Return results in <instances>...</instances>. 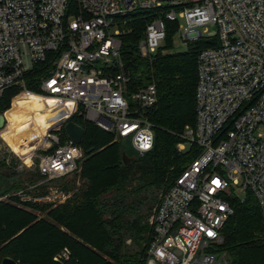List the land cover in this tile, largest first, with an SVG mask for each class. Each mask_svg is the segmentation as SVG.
I'll list each match as a JSON object with an SVG mask.
<instances>
[{
  "label": "built area",
  "instance_id": "built-area-1",
  "mask_svg": "<svg viewBox=\"0 0 264 264\" xmlns=\"http://www.w3.org/2000/svg\"><path fill=\"white\" fill-rule=\"evenodd\" d=\"M74 1L0 0V98L19 88L25 99L67 103L74 109L70 116L79 115L119 143L129 141L128 156L143 157L155 146L148 110L157 104L158 91L155 84L131 88L129 78L114 71L123 68L126 18L139 9L154 11L138 43L143 58L163 48L166 21L185 22L178 29L187 45L215 41L198 53L196 124L182 135L197 157L162 195L141 264H225L217 249L234 214L232 202L251 193L264 218V0ZM209 24L217 27L215 38L201 29ZM38 65L45 72L35 94L25 76ZM12 108L0 114V158L23 175V186L0 202L64 204L71 197L67 181L84 159L81 144L66 130L64 139L62 126L56 127L41 134L26 164L6 140L13 134L14 121L7 117ZM178 150L185 153L186 145ZM69 256L65 249L54 261Z\"/></svg>",
  "mask_w": 264,
  "mask_h": 264
},
{
  "label": "trees",
  "instance_id": "trees-1",
  "mask_svg": "<svg viewBox=\"0 0 264 264\" xmlns=\"http://www.w3.org/2000/svg\"><path fill=\"white\" fill-rule=\"evenodd\" d=\"M72 2L75 6V1ZM153 13L139 9L126 18L130 32L120 38L123 68L114 69L129 78L131 88L149 84L157 87V104L148 110L155 129V146L143 157L124 163V150L114 142V135L77 114L70 116L74 109L67 103L25 99L19 88L7 90L0 98V114L12 107L14 110L24 105L30 107L31 113L19 129L26 130L32 124L34 131L47 132L62 126L66 139V123L80 125L84 129L82 170L88 179L85 188L65 204L51 209L49 216L53 221H36L31 212L21 208L47 210L51 208L49 205L20 206L16 198L0 202V264L5 258L18 264H141L146 258L152 241L148 222L152 207L145 209L144 195L165 192L197 157L195 148L180 153L178 144L183 141L185 128L196 124L198 53L216 44L200 39L190 43L185 53L163 54V50L171 48L172 35L179 25L166 21L165 48L152 58H143L138 43ZM44 72L43 66L38 65L26 74L28 90L40 92L39 80ZM44 111L48 112L45 121ZM0 172L10 180L23 177L1 158ZM22 186V180L14 181L0 195ZM232 206L234 214L222 229L219 250L230 255V264H264V218L258 202L248 193L245 200H235ZM128 240L132 241L131 246L126 245ZM64 248L70 250L69 258L55 262V255Z\"/></svg>",
  "mask_w": 264,
  "mask_h": 264
},
{
  "label": "rangeland",
  "instance_id": "rangeland-1",
  "mask_svg": "<svg viewBox=\"0 0 264 264\" xmlns=\"http://www.w3.org/2000/svg\"><path fill=\"white\" fill-rule=\"evenodd\" d=\"M181 24L184 25L185 22L180 20L179 21V26ZM201 29H202L205 37H207V38H215L217 36V27L215 25H213V24L206 25V26H204ZM181 36H182V31L177 29L176 32L172 35V46H171V48H169V49L166 48V50L164 51L163 54L173 55V54H180V53L187 52L188 51V45L185 42L182 41ZM165 46H166V42L164 43L163 48H165ZM46 102L47 103H51V104L52 103L56 104V103H54V101H52L50 99H46ZM190 127H192V126H190ZM181 139L183 141L181 143H179L178 145L185 144L186 145V150H187L185 153H188L190 151L189 150L190 148L186 144L187 140L183 136H181ZM114 142L119 143L118 141H116V139H114ZM119 144L121 145V148L124 150V152H126L128 155H132L133 154V150H132V147H131V144H130L129 141H122ZM4 154H5L4 152L0 153V155H2V156H4ZM84 159H85V156H84ZM82 164H83V161L81 162L79 171L72 178H70L67 181L66 188L71 193V197L70 198H72V196L75 193H77L81 189L85 188L86 185L88 184V179L84 178V176H83ZM20 180H22V177L21 178L18 177V178H15L14 180H10V179L6 178L3 175V173L0 172V192L5 190L14 181H20ZM163 194H164V192H162V193H153V192H151V193H149L147 195H144V197H146V199L144 198L145 209H148L149 207H152V212L149 213V220H148L150 226H151V224H150L151 217L154 214V211H155L156 207L158 206V204L160 202V199H161ZM1 196H3V195H0V197ZM109 197H111V196H109ZM2 203H8V202H2ZM60 205H63V204H60ZM60 205H49L51 208L47 209V210H40V209L29 208V207H26V208L25 207H21V208H24L25 210L31 212L36 217V221L43 220V219H46V220H49V221H53V219L49 216V212L51 211V209H54V208H56V207H58ZM62 230H64V229H62ZM132 244L133 243H132L131 240H128L126 242V245H128V246H131ZM65 249H67L69 251V253H70V250L68 248H64L63 250L58 252L55 255V257L57 255H59ZM217 251L225 259V262H226L225 264H230V262H231L230 255L227 254L226 252L220 251L219 247H218Z\"/></svg>",
  "mask_w": 264,
  "mask_h": 264
},
{
  "label": "bare ground",
  "instance_id": "bare-ground-1",
  "mask_svg": "<svg viewBox=\"0 0 264 264\" xmlns=\"http://www.w3.org/2000/svg\"><path fill=\"white\" fill-rule=\"evenodd\" d=\"M25 106V105H24ZM28 106V105H26ZM28 112L25 113L23 106L19 110L11 109L7 113V117L11 119L13 122V134L8 135L6 140L11 147L12 151L23 158V161L26 164L30 163V155L28 154L32 151L36 144L38 143L41 134L45 133V131H34L32 128H28L26 130L19 129V126L24 121V119L31 113V109L28 106ZM47 114L48 112L45 111ZM43 113V112H42ZM46 116L42 115V119L45 121Z\"/></svg>",
  "mask_w": 264,
  "mask_h": 264
},
{
  "label": "water",
  "instance_id": "water-1",
  "mask_svg": "<svg viewBox=\"0 0 264 264\" xmlns=\"http://www.w3.org/2000/svg\"><path fill=\"white\" fill-rule=\"evenodd\" d=\"M161 2H174L177 0H159ZM4 117L0 115V128L4 126ZM65 130L68 135V137L72 140H74L76 143L81 144L83 141V136H84V129L79 126L78 124L74 122H68L65 125ZM91 150L88 151L90 153ZM133 158L129 157L126 152L123 153V161L124 163H128L132 160ZM2 264H18L16 261H14L11 258H5L2 262Z\"/></svg>",
  "mask_w": 264,
  "mask_h": 264
}]
</instances>
